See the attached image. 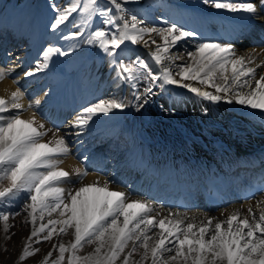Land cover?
Here are the masks:
<instances>
[{
    "label": "snow or ice",
    "instance_id": "1",
    "mask_svg": "<svg viewBox=\"0 0 264 264\" xmlns=\"http://www.w3.org/2000/svg\"><path fill=\"white\" fill-rule=\"evenodd\" d=\"M127 2L105 0L102 6L101 0H70L63 7L53 4L50 29L57 31L77 14L73 21L77 30L60 38L79 39L97 47L109 58L117 79L132 89L137 88V81L146 80L145 96L152 95L157 85L162 90L166 85H174L186 89L199 101L235 103L264 114V74L257 78V69L264 66V61L256 64L253 57L238 55L231 42L205 41L196 44L194 51L186 52L187 63L175 65L174 61L181 57L172 55V49L197 33L174 23L162 28L142 26L143 20L127 14L124 7ZM203 2L217 10L245 14L249 28L256 26L258 11H264V0ZM94 17L115 30L98 27L88 31ZM153 37H159L160 42ZM126 42L143 44L146 48L155 45L149 57L158 70L154 72L152 65L139 56L127 63L118 61ZM75 47L78 45L69 44V51ZM67 54L61 47L44 48L42 59L34 69L25 71L24 76L31 77L47 69L54 55ZM173 67L178 71L174 73ZM10 71L0 68V81ZM23 96L19 87L7 98L0 96V206L11 204L23 195L24 222L31 226L18 256L20 264L40 251L34 244L52 241L54 237L67 235L69 230L72 240L66 244L57 239L40 264H264V200L257 202V211L249 207L247 215L242 216L236 210L223 220L205 217L197 222L195 217L179 213L154 214L151 204L112 190L107 181L65 187L88 173L81 168L69 172L59 167L63 163L60 157L69 154L64 137L53 136L44 141L49 130L35 114L28 119L20 116ZM134 96L137 101L141 99L135 92ZM35 103L39 105L40 101ZM126 107L122 100L99 99L83 107L72 123L83 129L96 115ZM14 215L19 213L0 210L5 239L10 238L9 220ZM85 245H93L92 251L81 255ZM54 252H58L55 258Z\"/></svg>",
    "mask_w": 264,
    "mask_h": 264
},
{
    "label": "bare ground",
    "instance_id": "2",
    "mask_svg": "<svg viewBox=\"0 0 264 264\" xmlns=\"http://www.w3.org/2000/svg\"><path fill=\"white\" fill-rule=\"evenodd\" d=\"M54 1L56 0H19L22 9L20 7L11 9L0 4V68L6 71L11 69L10 74L0 81V96L7 98L19 87L24 93L20 100L24 106L20 111L21 118L28 119L35 114L36 119L49 130L48 135L43 138L44 141L52 139L53 136L64 137L69 154L60 157L63 163L59 167L69 172L74 168H81L88 173L75 184L64 186L76 188L81 184L95 181L103 184L107 181L112 190L126 192L130 199H140L151 204L154 214L179 213L181 216L195 217L197 222L205 217L223 220L236 210H239L242 216L247 215L249 207L257 211V202L264 200V194L250 202L227 204L218 211L200 208L202 200L196 196L197 199H193V203L188 205L192 204L191 208L182 210L176 204L162 205L156 189L161 192L168 191L162 188L159 182L170 176L175 177L171 179L182 181L185 175H175L180 174L177 172L181 169L180 165L184 169L199 170L189 174L193 177L191 183L206 171L207 177L216 173L222 180L229 176L228 172L233 173L240 184L242 172L250 169L251 164L247 162L249 165L243 167L242 162H246L243 157L262 156L258 154V149L264 146V114L235 103L229 105L224 102L212 104L208 101H199L186 89L174 85H166L160 91L155 98L159 100L158 105L150 103L152 96H145L144 89H132L128 84L117 80L113 71L105 69L106 57L97 47L89 48L87 54L75 53L74 48L69 51V44L76 45L78 40L65 41L60 37L76 30L73 27L76 16L73 14L66 25L53 32L50 23L54 16L51 7ZM135 3L137 8L147 7L148 13L141 11L127 14L136 15L138 19L143 20L142 26L162 28L174 23L185 30L197 33L195 37L180 42L172 49V55L181 57L174 61L175 65L187 63L186 52L194 51L196 44L205 41L231 42L235 45L238 55L251 56L256 64L264 61V44L244 46L245 40L249 38L259 40L264 36V30L261 28L264 26V12L258 11L255 26L258 31L255 34L241 33L234 41L226 38L224 31L231 32L240 24L248 27L245 14L217 10L210 4H205L203 0H135ZM67 4V0H58L57 7ZM157 6L159 9H156ZM2 17H5L4 21L1 20ZM250 30L253 32L251 28ZM153 38L160 42L159 37ZM49 46L61 47L68 51V54L54 55L47 69L31 77L24 76L25 71L35 68L37 61L42 59L43 49ZM134 46V49L129 48L120 55L127 54L132 57L141 53L148 59L153 70L157 71V66L149 57V52L155 45L150 44L147 48L143 44ZM91 57L93 58L90 60ZM120 57L122 56L118 55L117 59ZM83 68L87 69L84 71L87 76L84 78L86 82L81 92L76 95L74 89L80 80L76 79L81 75L80 71ZM64 70L70 72L61 77L60 74ZM176 71L178 68L173 67V72ZM261 74H264V66L257 69V78ZM44 84L47 87L44 88ZM134 92L140 95L139 101L135 99ZM112 98L118 100L130 98L131 104L123 110L117 109L107 115H96L83 129L73 126L72 123L79 111L65 124L58 119L61 113L69 116L73 109L78 110L75 108L76 104L81 103L86 107L99 99ZM37 100L40 101L39 105L35 103ZM29 104L33 109L26 110ZM99 141L102 142L99 144ZM146 163L151 164L148 167L157 169L160 176H142L140 179L143 181L139 185V180L133 178L132 172L134 169H147ZM47 219L45 217V223ZM18 221L19 219L9 220L12 227L8 239L4 238L5 234L0 226V264L19 262L18 256L23 241L29 235L31 226L21 232ZM38 224L39 221L37 226ZM57 239L59 237L38 245L34 244L33 246L38 247L40 251L37 255L27 258L23 264H40L42 258L52 250V244L56 243ZM62 241L66 244L68 242ZM56 255L57 252H54L53 258ZM136 258L138 259V256Z\"/></svg>",
    "mask_w": 264,
    "mask_h": 264
},
{
    "label": "rangeland",
    "instance_id": "3",
    "mask_svg": "<svg viewBox=\"0 0 264 264\" xmlns=\"http://www.w3.org/2000/svg\"><path fill=\"white\" fill-rule=\"evenodd\" d=\"M69 2H70V0H69ZM101 2H102V6H104L105 5V0H101ZM135 3V1L134 0H129V2H127L125 5H124V7H126L127 8V10H128V12H130L131 13V11H132V13H135L133 10L134 9H131V7H130V5H133ZM113 12H114V10H113ZM75 20H76V18H77V14H75ZM106 28L108 31H114L115 29L114 28H112L111 26H106V25H103L102 24V22H101V18H99V17H94L93 18V22H92V26H91V28L90 29H88V31H91V30H95V28ZM77 30V29H76ZM77 45H78V47H75V48H77V49H74L75 50V52H79V51H83V48L85 47V46H88L89 47V45L88 44H85V43H83L82 42V40H79L78 41V43H77ZM90 46H92V45H90ZM134 45H132V44H130V43H128V42H126L125 43V45H123L122 46V48L124 49V51H126V50H128L129 48H131V49H134ZM119 51V50H118ZM123 51V52H124ZM104 54V53H103ZM105 55V54H104ZM106 56V55H105ZM119 56H122V57H120V59H117L118 61L119 60H123L125 63H127V62H131V61H133V60H135L136 59V57L137 56H139L140 58H142V59H145L149 64H150V62L148 61V59L144 56V55H142L141 53L140 54H138V55H136V56H132V57H129L127 54L126 55H119ZM107 57V56H106ZM108 59V61H106L105 62V64H104V67H106L105 69L108 71V70H111V71H113V75H115V77H117L116 76V71H115V69H114V67H112L111 65H110V63H109V58H107ZM151 65V64H150ZM154 71V70H153ZM155 72V71H154ZM148 86V84H147V81L146 80H144V79H141V80H139V81H137V88H140V89H145V87H147ZM162 89L159 87V85H157V86H155V87H153V90H152V95H149L150 97H151V101H150V103H152V102H154V103H156L157 105L159 104V100L158 99H155L156 98V96L157 95H159V93H160V91H161ZM129 96V95H128ZM130 97V96H129ZM126 105H127V107L128 106H130V98L128 99V100H122ZM30 109H33V108H30V107H27V109L26 110H30ZM101 142V141H100ZM26 203V201L24 200V197H23V195L20 197V198H18V199H16L15 201H13L11 204H8V203H5V205H3V206H0V210H3V211H9V212H11V213H19V215H14L10 220H12L13 221V219H19V221H18V225H19V227L21 228V232H22V230H26V229H28L29 227H30V225L29 224H26L24 221H25V218H26V212L24 211V204ZM55 217V216H54ZM15 221V220H14ZM72 234H71V230H69V232H68V234L67 235H62V236H60L59 237V240L60 241H62V240H64V241H66V240H68V242L69 241H71L72 240ZM67 242V243H68ZM93 248V245H85L84 246V248H83V250H82V252L80 253L81 255H83V254H86V253H88V252H90V250ZM36 255H37V253H36ZM57 255H58V252H57ZM16 264V263H15ZM18 264H19V262H18Z\"/></svg>",
    "mask_w": 264,
    "mask_h": 264
}]
</instances>
